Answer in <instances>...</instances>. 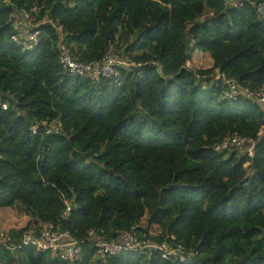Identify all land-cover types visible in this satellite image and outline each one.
<instances>
[{
    "label": "trees",
    "instance_id": "obj_1",
    "mask_svg": "<svg viewBox=\"0 0 264 264\" xmlns=\"http://www.w3.org/2000/svg\"><path fill=\"white\" fill-rule=\"evenodd\" d=\"M263 1L0 0V209L29 217L11 235L68 231L75 264H264V106L222 102L209 79L219 68L245 89L264 85ZM25 13L40 32L33 50L15 41ZM111 45L162 70H122L115 84L59 64L60 46L95 66ZM235 133L252 157L215 150ZM132 228L190 257H104L88 236ZM2 259L67 264L32 247Z\"/></svg>",
    "mask_w": 264,
    "mask_h": 264
},
{
    "label": "built area",
    "instance_id": "obj_2",
    "mask_svg": "<svg viewBox=\"0 0 264 264\" xmlns=\"http://www.w3.org/2000/svg\"><path fill=\"white\" fill-rule=\"evenodd\" d=\"M247 0H226L227 4L235 9H240L244 6ZM259 13L264 14V1L259 5ZM29 14H24L23 26L27 28L29 24ZM39 31L26 32L21 38H15L27 50L33 48L39 43ZM61 55L59 57V64L62 70L69 77H82L90 75L95 80L100 77L106 79L114 78L115 84H120V71L126 70L132 72L134 69H140L146 65H154L158 67L159 71L162 66L154 61L137 62L119 51L114 45L110 46L108 53L98 62L97 65L85 64L74 59L72 53L64 46H60ZM211 86L220 89V101L235 104L240 101H249L251 103H258L264 106V85L256 90L251 91L242 87V85L233 78L221 72L219 68H214L210 74ZM6 109L7 106L4 105ZM45 125V123L43 124ZM38 125L33 126V130L38 129ZM57 128L56 130H59ZM51 132V131H49ZM264 134V126L261 129L260 135ZM250 146V148H249ZM217 152H234L238 151L249 157H252L254 144L247 138L241 137L238 133L225 139L215 147ZM71 211L70 204L64 213V216L69 215ZM104 233V231H102ZM89 240L95 242L98 249V254L104 257H115L127 253H135L141 256H151L154 253L160 254L162 259L168 261L186 262L190 256L183 250V248H171L167 243L155 244L150 241L141 239L136 228L131 230H121L117 233V238L114 240L104 239L99 236L96 231L91 230L88 234ZM27 247L35 248L38 252L50 253L67 264H75L81 254L80 243L68 231L60 232L55 230L52 226L45 230H36L29 228L23 232L19 239L15 238L11 233L0 231V264H5L2 259L4 252L16 254L19 250Z\"/></svg>",
    "mask_w": 264,
    "mask_h": 264
},
{
    "label": "rangeland",
    "instance_id": "obj_3",
    "mask_svg": "<svg viewBox=\"0 0 264 264\" xmlns=\"http://www.w3.org/2000/svg\"><path fill=\"white\" fill-rule=\"evenodd\" d=\"M16 24H19L17 22ZM37 26V25H36ZM29 28V25H28ZM26 28V32H31L30 29ZM34 30V29H33ZM118 38L121 40L119 41L120 43L116 46L119 50H123L126 48L124 45L127 39L126 34L120 33V36ZM126 38V39H125ZM125 42H124V41ZM198 51H195L193 56L194 58H197L198 56ZM211 63H208V68H210ZM250 148V146H249ZM244 153V152H243ZM241 153V154H243ZM240 156V154L238 155ZM29 222V217L26 216L25 214H21L18 212H15L11 209H0V231L2 232H10L11 230H21L26 228Z\"/></svg>",
    "mask_w": 264,
    "mask_h": 264
},
{
    "label": "clouds",
    "instance_id": "obj_4",
    "mask_svg": "<svg viewBox=\"0 0 264 264\" xmlns=\"http://www.w3.org/2000/svg\"><path fill=\"white\" fill-rule=\"evenodd\" d=\"M243 155H245V154L243 153Z\"/></svg>",
    "mask_w": 264,
    "mask_h": 264
}]
</instances>
